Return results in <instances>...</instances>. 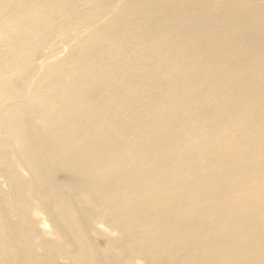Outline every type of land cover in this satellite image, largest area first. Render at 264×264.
<instances>
[{"label":"bare ground","instance_id":"6f19581e","mask_svg":"<svg viewBox=\"0 0 264 264\" xmlns=\"http://www.w3.org/2000/svg\"><path fill=\"white\" fill-rule=\"evenodd\" d=\"M0 264H264V0H0Z\"/></svg>","mask_w":264,"mask_h":264}]
</instances>
